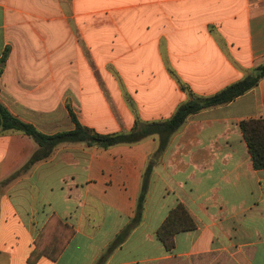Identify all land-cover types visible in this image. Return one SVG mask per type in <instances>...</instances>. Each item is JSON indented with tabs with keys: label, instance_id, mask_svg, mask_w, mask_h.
<instances>
[{
	"label": "crops",
	"instance_id": "0c3cea01",
	"mask_svg": "<svg viewBox=\"0 0 264 264\" xmlns=\"http://www.w3.org/2000/svg\"><path fill=\"white\" fill-rule=\"evenodd\" d=\"M262 57L264 0H0V104L45 135L72 130L70 113L99 134L168 120L181 85L211 96ZM259 118L264 78L161 153L157 137L65 144L14 178L37 147L0 133V264H264V170L239 129ZM178 205L194 228L166 251L156 231Z\"/></svg>",
	"mask_w": 264,
	"mask_h": 264
},
{
	"label": "trees",
	"instance_id": "16d2710c",
	"mask_svg": "<svg viewBox=\"0 0 264 264\" xmlns=\"http://www.w3.org/2000/svg\"><path fill=\"white\" fill-rule=\"evenodd\" d=\"M262 78H264V57L254 63L244 78L228 85L211 96H195L186 87L181 85V90L188 93L189 100L179 105L171 118L165 121H154L144 124L135 121L129 131L113 134H99L92 129L82 126L78 123L75 116L70 113L74 124L72 130L45 135L36 130L32 125L25 124L14 118L0 104V133L11 132L22 134L31 139L37 147L26 164L10 178H14L21 172L28 170L35 163L47 159L56 147L65 144L82 143L88 147L107 149L117 145H133L148 137H157L158 148L155 154L161 153L168 145L171 136L179 130L188 116L232 102L255 88ZM239 129L246 144L253 168L255 170H264V118L243 120L239 123ZM150 170L151 166L148 165L141 185L137 215H139L144 200L147 189V177ZM51 221L59 222L56 217H52ZM193 228V222L183 207L178 205L170 211L163 224L157 229L156 237L165 250L170 251L174 247V236L179 232L193 230ZM71 236L72 231L68 230V234L63 240L61 248L57 250L56 255L65 246ZM49 258L51 260L55 259V257ZM28 263L34 264V261L29 259Z\"/></svg>",
	"mask_w": 264,
	"mask_h": 264
}]
</instances>
